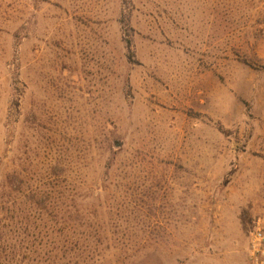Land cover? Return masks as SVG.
I'll use <instances>...</instances> for the list:
<instances>
[{
    "label": "rangeland",
    "instance_id": "rangeland-1",
    "mask_svg": "<svg viewBox=\"0 0 264 264\" xmlns=\"http://www.w3.org/2000/svg\"><path fill=\"white\" fill-rule=\"evenodd\" d=\"M264 214V0H0V264H245Z\"/></svg>",
    "mask_w": 264,
    "mask_h": 264
},
{
    "label": "built area",
    "instance_id": "built-area-1",
    "mask_svg": "<svg viewBox=\"0 0 264 264\" xmlns=\"http://www.w3.org/2000/svg\"><path fill=\"white\" fill-rule=\"evenodd\" d=\"M245 264H264V214L255 219L249 231Z\"/></svg>",
    "mask_w": 264,
    "mask_h": 264
}]
</instances>
